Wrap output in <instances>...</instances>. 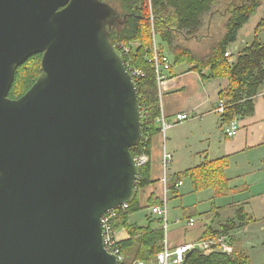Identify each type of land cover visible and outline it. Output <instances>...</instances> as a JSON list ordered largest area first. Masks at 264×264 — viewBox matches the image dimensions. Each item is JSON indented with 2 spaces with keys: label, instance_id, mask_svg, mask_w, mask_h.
Returning a JSON list of instances; mask_svg holds the SVG:
<instances>
[{
  "label": "water",
  "instance_id": "obj_1",
  "mask_svg": "<svg viewBox=\"0 0 264 264\" xmlns=\"http://www.w3.org/2000/svg\"><path fill=\"white\" fill-rule=\"evenodd\" d=\"M112 18L102 0H0V264H119L101 219L137 196L143 114Z\"/></svg>",
  "mask_w": 264,
  "mask_h": 264
},
{
  "label": "trees",
  "instance_id": "obj_2",
  "mask_svg": "<svg viewBox=\"0 0 264 264\" xmlns=\"http://www.w3.org/2000/svg\"><path fill=\"white\" fill-rule=\"evenodd\" d=\"M116 13L117 22L107 30L113 44L125 55L128 68L142 71L144 76L135 77L139 104L143 114V138L132 148L134 157L151 156L153 137L160 132L158 119L161 115L160 97L154 65L148 60L153 46V31L159 39L160 51L170 56L172 65L189 64L192 70L200 75L210 72V79L224 78L229 81V87L219 93L221 101L225 102V113L221 116L223 123L230 124L238 117H249L255 112V99L264 90V43L259 33L264 28V20L256 27L253 42L240 51L232 60L226 54L238 39L241 29L250 21L253 14L262 6L263 0H102ZM224 6L220 17L226 18L225 33L220 39L212 41L209 50L199 55L184 41L186 38H202L200 33L207 30L211 16L218 8ZM153 20L154 28L153 29ZM121 45L129 48L125 52ZM128 53V54H127ZM42 55L30 58L16 73L9 98L19 99L35 84L40 76ZM227 159L221 158L208 162L185 172L176 174L169 183L172 194H177L175 185L183 178H189L194 191L212 188L215 197L226 196L237 191L228 185L224 175ZM152 184L150 162L141 168L138 179V192ZM135 200L129 203L126 210H121L115 221L114 230L124 228L130 239L119 243L122 254L129 251L135 256L126 263L136 260L152 261L162 251L164 245V230L158 220V228L154 229L152 221L147 227L130 223V217L142 210L139 193ZM160 204L158 199H151L149 206ZM242 220L240 213L239 221ZM236 227L235 221H229L218 230L208 229L203 239L229 235ZM231 239V237H230ZM185 264H252L247 253L234 252L232 255L216 251L205 255L194 250Z\"/></svg>",
  "mask_w": 264,
  "mask_h": 264
},
{
  "label": "crops",
  "instance_id": "obj_3",
  "mask_svg": "<svg viewBox=\"0 0 264 264\" xmlns=\"http://www.w3.org/2000/svg\"><path fill=\"white\" fill-rule=\"evenodd\" d=\"M212 26L210 20L206 38L210 36ZM243 30L244 27L238 34V46L228 52L232 60L254 40L255 32H248L239 42ZM263 35L261 32L259 38L264 43ZM184 41L192 48L202 40L186 38ZM209 76V71L200 75L189 64L172 65L161 91L166 118L172 120L184 112L196 113L200 118L180 124L165 135L159 132L153 137L150 156L152 184L139 190L143 212L133 214L130 223L147 227L155 220L152 227L158 228V220L151 214L149 205L152 198L160 201L164 176L169 186L174 175L225 157L228 165L224 168V175L228 185L237 191L216 198L214 189L195 192L190 179L183 178V185L177 194L171 196V200L177 202L170 229L171 245L193 244L203 240L208 229L218 230L229 221H235L236 227L229 235H220L229 236L233 247V252L227 255L244 252L252 264H264V90L255 99L254 115L238 117L234 122L238 123L240 130L236 137L229 138L223 133L225 123L214 112L220 101L219 93L229 87V81L210 79ZM164 151L173 156L166 173L163 168ZM191 219L195 220L193 227L188 225ZM114 236L119 243L130 239L124 228L115 230ZM125 256L131 260L135 253L129 251Z\"/></svg>",
  "mask_w": 264,
  "mask_h": 264
},
{
  "label": "built area",
  "instance_id": "obj_4",
  "mask_svg": "<svg viewBox=\"0 0 264 264\" xmlns=\"http://www.w3.org/2000/svg\"><path fill=\"white\" fill-rule=\"evenodd\" d=\"M158 35L156 31H153V46L151 50V54L148 58L149 62L154 65L157 85L159 90L160 97V107H161V115L158 119V124L160 126V133L166 134L168 130L200 118V116L196 113L184 112L179 113L172 120H168L166 118V114L162 105V87L165 80L169 77L170 71L172 68V59L168 55H164L160 51V47L158 45ZM122 49L125 52L129 51L124 45H121ZM118 47V46H117ZM119 49V48H118ZM120 50V49H119ZM121 51V50H120ZM123 53V52H122ZM230 53H227L226 56H230ZM127 66V65H126ZM129 73L134 77L144 76L142 71L134 68H128ZM214 112L218 116H223L225 113V102L219 101L216 105ZM240 130V126L236 122H232L230 124L224 125L223 133L229 137L234 138L237 136ZM172 154L164 151L163 153V168L166 173L169 168V164L172 160ZM137 163L142 168L150 162V157L148 155H141L139 157H135ZM183 185V181H179L175 185V189L178 190ZM172 196V191L167 186V178L164 176L163 178V187L160 194V204L150 206L151 214L154 215L159 221L164 230V245L162 251L157 255V257L152 261H142L136 260L131 264H184L186 260V255L194 250H199L204 254H211L214 251H221L223 253L231 254L233 252V247L229 243V236H218L216 238L211 239H203L199 240L193 244H182L177 247H173L171 245V232L170 230V221H169V208L168 204ZM129 207V203H126L120 207L113 208L107 211L101 219L103 235H104V244L107 250L115 255L118 258L119 264H127L126 257L122 254L120 248L118 247V241L116 240L114 233V225L118 213L121 210H126ZM189 227H193L195 225V220L191 219L188 223Z\"/></svg>",
  "mask_w": 264,
  "mask_h": 264
},
{
  "label": "rangeland",
  "instance_id": "obj_5",
  "mask_svg": "<svg viewBox=\"0 0 264 264\" xmlns=\"http://www.w3.org/2000/svg\"><path fill=\"white\" fill-rule=\"evenodd\" d=\"M228 2L229 1L227 0L225 5H224L225 7H226ZM224 6L218 8V10L214 11L211 16L206 17V21L209 22L211 20L213 26L211 27L212 30L209 33V35H210L209 37L206 38V36L208 35V32H207L208 29L206 28L207 30L200 33V35L202 37L200 39L202 41L199 42L198 44H194V47L192 46L193 50L196 53H198L199 55L206 54L209 50L210 43L212 41H216V40L220 39V37L225 33L226 18L220 17V15H221L220 12L225 9ZM262 20H264V0L262 3V8L259 10V12L257 14L253 15L249 24H246L244 26V30L240 34L239 42H241L242 38H244V35H246L248 32L250 34H251V32H255L257 25ZM153 29H155L154 28V20H153ZM261 32H264V28L261 30ZM263 38H264V35H263ZM189 46H190V44H189ZM237 46H238V44H236V42H235L234 44L231 45L230 49L234 50ZM171 201L172 200L170 199L169 204H168L170 229L173 227V221H174V218L176 215V212H174V207H175V205H177L176 201H172V202ZM141 212H143V211H141ZM141 215H143V213H141ZM169 232H171V230H169Z\"/></svg>",
  "mask_w": 264,
  "mask_h": 264
},
{
  "label": "flooded vegetation",
  "instance_id": "obj_6",
  "mask_svg": "<svg viewBox=\"0 0 264 264\" xmlns=\"http://www.w3.org/2000/svg\"><path fill=\"white\" fill-rule=\"evenodd\" d=\"M116 22H117V21H116V18H115V19L112 18V19L110 20V23H111L112 25H114Z\"/></svg>",
  "mask_w": 264,
  "mask_h": 264
},
{
  "label": "bare ground",
  "instance_id": "obj_7",
  "mask_svg": "<svg viewBox=\"0 0 264 264\" xmlns=\"http://www.w3.org/2000/svg\"><path fill=\"white\" fill-rule=\"evenodd\" d=\"M119 45H120V44H119ZM119 45H118V46H119ZM120 48H122V47H120ZM120 50H121V49H120ZM128 53H129V52H128ZM128 53H127V54H128ZM124 57H125V55H124Z\"/></svg>",
  "mask_w": 264,
  "mask_h": 264
}]
</instances>
